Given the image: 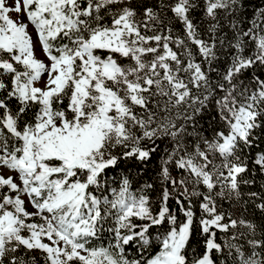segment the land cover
I'll return each mask as SVG.
<instances>
[{"label":"snow or ice","instance_id":"snow-or-ice-1","mask_svg":"<svg viewBox=\"0 0 264 264\" xmlns=\"http://www.w3.org/2000/svg\"><path fill=\"white\" fill-rule=\"evenodd\" d=\"M0 264H264V0H0Z\"/></svg>","mask_w":264,"mask_h":264}]
</instances>
